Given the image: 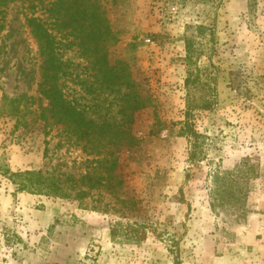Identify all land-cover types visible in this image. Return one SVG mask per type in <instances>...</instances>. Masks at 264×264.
I'll use <instances>...</instances> for the list:
<instances>
[{"label": "rangeland", "instance_id": "1", "mask_svg": "<svg viewBox=\"0 0 264 264\" xmlns=\"http://www.w3.org/2000/svg\"><path fill=\"white\" fill-rule=\"evenodd\" d=\"M56 1L0 6V105L3 95L26 93L32 109L46 106L27 24L35 16L57 37L69 98L90 116L119 120L125 85L100 86L70 28H55L47 8ZM96 2L112 33L107 60L122 61L148 99L130 125L137 143L118 148L121 183L113 192L49 197L16 190L2 171L79 177L93 156L61 125L39 120L34 129H14V119L0 117V264H264V0ZM191 35L197 51L189 63L184 39ZM190 69L197 92L216 91L212 109L193 113L196 141L182 129ZM128 224L138 242L119 234Z\"/></svg>", "mask_w": 264, "mask_h": 264}, {"label": "trees", "instance_id": "2", "mask_svg": "<svg viewBox=\"0 0 264 264\" xmlns=\"http://www.w3.org/2000/svg\"><path fill=\"white\" fill-rule=\"evenodd\" d=\"M12 0H0V6ZM39 3L44 0H37ZM49 15L55 17V28L58 30L70 28L74 36L80 55L90 60L97 68L100 76V86L112 90L116 85H125L118 113L121 118L115 120L101 119L90 116L88 110L83 108L73 98H69L64 90L65 64L59 53V42L55 34L47 27L45 22L38 17L27 18L41 57L40 79L38 93L46 102V106H39V112L32 109L33 98L26 93L15 96L3 95L0 105V117H9L15 120L14 129H34L39 120L63 126L72 137L74 143L88 156L90 167L83 175L75 177L65 173L50 174L42 170L10 171L5 168L2 172L7 175L16 186V190L27 191L49 197L68 198L75 197L82 200L92 189L104 188L114 191L115 184H120L115 169L118 160V148L121 145L132 147L137 143L131 133V122L134 114L147 106L148 99L142 97L134 80L127 72L126 65L117 60L110 64L106 58V45L112 37L104 10L96 0H57L47 8ZM1 27V26H0ZM201 33L205 26L196 27ZM186 61L191 63L196 55L195 37H185ZM199 53H197L198 55ZM185 120L183 130L193 141L197 140L198 133L194 129L192 120L195 110H209L216 101L214 88L197 92L198 74L194 69L187 71L185 77ZM29 117V118H28ZM196 145L189 157L195 160ZM215 176V183L218 180ZM118 224H113L110 235L114 239ZM119 234L124 240L138 242L139 238L134 233L132 225H120ZM134 233V234H133Z\"/></svg>", "mask_w": 264, "mask_h": 264}]
</instances>
